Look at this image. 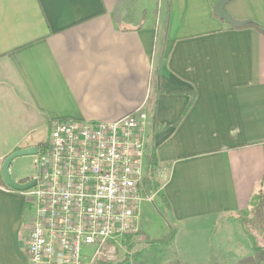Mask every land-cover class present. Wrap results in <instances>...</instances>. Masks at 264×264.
<instances>
[{
	"label": "crops",
	"instance_id": "crops-1",
	"mask_svg": "<svg viewBox=\"0 0 264 264\" xmlns=\"http://www.w3.org/2000/svg\"><path fill=\"white\" fill-rule=\"evenodd\" d=\"M215 3L0 0V264H35V209L7 187L4 160L22 148L41 152L58 121L113 122L139 108L148 114L143 185L158 184L164 230L151 236L139 212L138 229L159 239L173 228L160 247L186 262L209 259L214 227L248 210L264 181V0L225 7L261 30L218 16ZM19 158L10 173L25 182L31 170ZM25 158L35 165L37 155ZM121 249L115 264H134Z\"/></svg>",
	"mask_w": 264,
	"mask_h": 264
},
{
	"label": "built area",
	"instance_id": "built-area-1",
	"mask_svg": "<svg viewBox=\"0 0 264 264\" xmlns=\"http://www.w3.org/2000/svg\"><path fill=\"white\" fill-rule=\"evenodd\" d=\"M144 109L113 122L62 120L35 161L29 256L40 264H115L139 229L146 161ZM150 201L154 197L148 198Z\"/></svg>",
	"mask_w": 264,
	"mask_h": 264
},
{
	"label": "rangeland",
	"instance_id": "rangeland-1",
	"mask_svg": "<svg viewBox=\"0 0 264 264\" xmlns=\"http://www.w3.org/2000/svg\"><path fill=\"white\" fill-rule=\"evenodd\" d=\"M48 143L49 139H45L41 151ZM19 159H22L20 163L23 169L31 170L30 176L37 175V169L30 158L28 160L23 156ZM157 186L152 179H147L142 189L144 198L139 207V225L141 224L151 236H160L164 230V217L156 210ZM152 196L154 202L148 199ZM262 212L264 213V208ZM143 237L147 236L137 233L129 241L124 242L121 249L122 260L127 259L134 264H210V260L211 264H264V216H258L254 207L240 215L226 217L214 227L212 236L214 247L211 248L208 260L183 261L172 247H152ZM200 248L182 247V250L188 258H194L187 255L189 250L192 251L189 253L190 256L200 258L202 256Z\"/></svg>",
	"mask_w": 264,
	"mask_h": 264
},
{
	"label": "water",
	"instance_id": "water-1",
	"mask_svg": "<svg viewBox=\"0 0 264 264\" xmlns=\"http://www.w3.org/2000/svg\"><path fill=\"white\" fill-rule=\"evenodd\" d=\"M230 1H232V0H218L214 6L215 13L222 18L228 19L232 24L240 26V25L244 24L245 22H239L238 23V22L234 21L232 16L225 9L226 5ZM38 153H39V149L37 147L22 148V149H18L16 151H14L4 160L2 167H1V170H2V174H3V178L6 182V184L10 188H12L16 191L23 192V191H26L28 189H31L32 187H34L37 184L36 179L25 181V182L15 181L11 176L10 167H11L12 162L19 157L35 156V155H38Z\"/></svg>",
	"mask_w": 264,
	"mask_h": 264
},
{
	"label": "trees",
	"instance_id": "trees-1",
	"mask_svg": "<svg viewBox=\"0 0 264 264\" xmlns=\"http://www.w3.org/2000/svg\"><path fill=\"white\" fill-rule=\"evenodd\" d=\"M218 0H213V3L217 2ZM238 27H255L259 30H261V27L256 25V24H253L251 22H245L244 24L238 26ZM192 100H190V102L188 103V106L186 109H188L191 105H192ZM158 167V161H157V157L155 155L154 152H152V154L149 156V176L150 178L153 176L155 170L157 169ZM28 179H26V181H28ZM263 184H264V181L261 182V185L259 187V189L257 190V192L255 193L254 195V198L252 200V206L251 207H254V209H256V214H258V216H264V213L262 212L263 211V208H264V188H263ZM156 186L158 184H155ZM7 186V185H6ZM8 188H10L9 186H7ZM12 189V188H10ZM160 198L162 199L163 201V195L162 193H160ZM164 202V201H163ZM263 213V215H262ZM138 233L140 234V232L138 231ZM175 235V229L173 228H170L169 229V232L162 238H159V239H150L149 237H146L144 238V241L148 244H150L152 247H160V246H163V245H168L171 243L173 237ZM133 235H128L127 236V239L125 240L126 242L129 241V239H131ZM127 260V259H126Z\"/></svg>",
	"mask_w": 264,
	"mask_h": 264
}]
</instances>
